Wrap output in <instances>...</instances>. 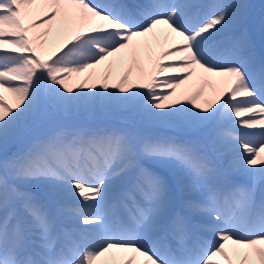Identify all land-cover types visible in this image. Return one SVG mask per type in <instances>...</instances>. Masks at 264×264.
Segmentation results:
<instances>
[{"label":"snow or ice","instance_id":"obj_1","mask_svg":"<svg viewBox=\"0 0 264 264\" xmlns=\"http://www.w3.org/2000/svg\"><path fill=\"white\" fill-rule=\"evenodd\" d=\"M254 7L0 0V264H264Z\"/></svg>","mask_w":264,"mask_h":264},{"label":"bare ground","instance_id":"obj_2","mask_svg":"<svg viewBox=\"0 0 264 264\" xmlns=\"http://www.w3.org/2000/svg\"><path fill=\"white\" fill-rule=\"evenodd\" d=\"M211 2H213V0H205V3H211ZM224 2H227V0H224ZM246 2L255 6L253 8V17L251 21L244 24L243 26L237 25L234 31L240 32V31H243L245 28H247L250 31L253 37L254 43L256 45L257 51L259 52L261 48H264V24H262V20H264V0H246ZM165 78L166 77H159L158 79H165ZM197 87H198V84L195 81V79L189 82V84L184 86V88H187L190 91H195ZM160 91L170 92L171 90L170 89H160ZM180 91H183V89H181ZM212 95L213 94H212L211 89H205L203 98L198 102L203 103L204 100L211 99ZM182 99H183V103L186 104L187 98H182ZM237 131L248 132V131H255V130L238 129ZM164 132L165 131H162L159 134H163Z\"/></svg>","mask_w":264,"mask_h":264},{"label":"rangeland","instance_id":"obj_3","mask_svg":"<svg viewBox=\"0 0 264 264\" xmlns=\"http://www.w3.org/2000/svg\"><path fill=\"white\" fill-rule=\"evenodd\" d=\"M7 97V96H6ZM164 134H167V135H176V133H173V132H170V131H167L165 132Z\"/></svg>","mask_w":264,"mask_h":264}]
</instances>
